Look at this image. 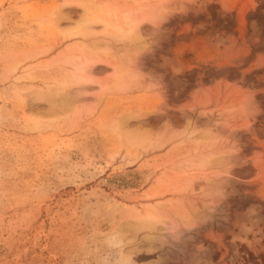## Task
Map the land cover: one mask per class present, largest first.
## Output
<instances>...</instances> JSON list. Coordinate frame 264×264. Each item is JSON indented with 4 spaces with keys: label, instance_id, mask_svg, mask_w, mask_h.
<instances>
[{
    "label": "rangeland",
    "instance_id": "obj_1",
    "mask_svg": "<svg viewBox=\"0 0 264 264\" xmlns=\"http://www.w3.org/2000/svg\"><path fill=\"white\" fill-rule=\"evenodd\" d=\"M85 1L132 12L143 46L68 36L85 12L66 0H0V264H123L134 246L138 264H264V0ZM77 62L89 80L47 113ZM123 120L154 146L121 141ZM163 173L184 191L148 198ZM148 205L161 222L124 229Z\"/></svg>",
    "mask_w": 264,
    "mask_h": 264
},
{
    "label": "bare ground",
    "instance_id": "obj_2",
    "mask_svg": "<svg viewBox=\"0 0 264 264\" xmlns=\"http://www.w3.org/2000/svg\"><path fill=\"white\" fill-rule=\"evenodd\" d=\"M66 1H67V3L68 2L73 3L79 7H82L84 9V12H85L84 18L82 17V24H80V25L76 26L75 28H73L72 30H70L68 36H83V37H87V36L92 37V35L96 36L95 35L96 34V27L102 26L101 32L104 35L110 36L114 39H118V40H121L124 42H126V41L130 42V43L136 42L135 45H137L138 47L143 46L144 43L139 36L137 22L133 18L132 12L124 13L121 16V18L117 17V15H116L115 16L116 18L113 17V19L115 18L113 22H108V21H105L101 17L94 14V7L92 5H90V3H91L90 1H88V3H84L85 0L84 1L83 0H72L73 2H70V0H66ZM113 16H114V14H113ZM94 47H97V45L95 44ZM94 50H96V48L92 49L91 56L85 58L86 61H95V60H93L95 58V55H96V52H94ZM81 59H82V57H81ZM81 68H83V67L78 66V62L75 63L73 65V69L71 70L70 74H68L67 78L54 79V82L52 84L48 85L47 90L45 89L46 91L43 89V91H45V93L43 94L44 99L48 102V105H49V109H48L47 113H52V114L61 113L62 114L66 110L65 106L62 104L63 102L58 103V101L56 99V94L58 93V91L60 92L61 90H65V89H67V87H70L73 84L80 82L81 80L87 81L88 78H84L83 77L84 75L81 74V71H82ZM113 69H114V72H113L114 84L112 86V89L124 88L126 86V85H124V78H126V76H125L126 71L123 70L122 67H117V66L115 68L113 67ZM125 81L127 82L126 79H125ZM126 87H128V86H126ZM110 89H111V87H110ZM41 93H42V90H41ZM41 93H39V94H41ZM58 95H59V93H58ZM58 95H57V98H58ZM19 96H21V94ZM126 122H127L126 120L117 122L116 126L114 127V131L119 136L121 141H124L128 146L133 147V148H142L143 149V147L146 146L147 144H149L150 147L154 146V144L157 140H155V141L150 140L147 137H144L143 135L133 136L130 133V131L127 128H125ZM191 127H192V125L189 124V128H191ZM143 150H145V149H143ZM174 186H175V184H174ZM174 186H172L170 184V182H168L166 180L165 174L163 173V174L159 175L154 180L153 184L150 187L151 194L147 195V197L148 198H155L157 196H163V195H166L168 193L176 194L179 192L182 193V191H184L183 189H180V190L176 189ZM172 202H173L172 199H168L167 202H165V203L166 204L168 203V205H172ZM160 205H163V204H160ZM148 208H149V210L146 211L145 213H142L137 208H132L134 211V215L131 218L132 223L131 224H125L126 225L125 228L124 227H122V228L126 229L129 232L132 231L133 233L137 232L140 229H147V230L151 231L155 227L156 223L161 222L163 216L161 214V211H159V208L157 207V205H148ZM122 226H124V225L122 224ZM123 238H124V234H123L122 229H120L115 236V245L123 248V245H124V239ZM140 248L134 246V248H129L130 250H128V251L122 250L123 253L121 256H122L123 264H138V263L132 262L130 254L135 253V252L136 253L140 252L141 251ZM149 248L150 247H148V249ZM148 251L151 252L152 249L148 250ZM152 263L153 262H148L146 264H152Z\"/></svg>",
    "mask_w": 264,
    "mask_h": 264
},
{
    "label": "crops",
    "instance_id": "obj_3",
    "mask_svg": "<svg viewBox=\"0 0 264 264\" xmlns=\"http://www.w3.org/2000/svg\"><path fill=\"white\" fill-rule=\"evenodd\" d=\"M96 52V55H95V58L93 59V60H95V61H93L94 62V64H96V63H99V62H101V61H103L102 59H101V57L100 56H98V53H97V51H95ZM90 56H91V54H90ZM189 176H191V177H189V180L188 181H190L191 182V188L192 189H194V191L196 190V184H197V175H189ZM195 181V182H194ZM187 188V187H186ZM203 188H207V186L206 187H203ZM183 198H185V196H184V194H179V195H177V199H183ZM187 199H189V198H187Z\"/></svg>",
    "mask_w": 264,
    "mask_h": 264
}]
</instances>
